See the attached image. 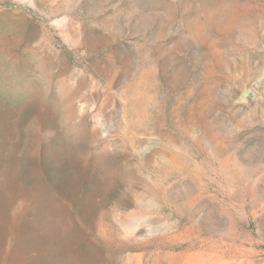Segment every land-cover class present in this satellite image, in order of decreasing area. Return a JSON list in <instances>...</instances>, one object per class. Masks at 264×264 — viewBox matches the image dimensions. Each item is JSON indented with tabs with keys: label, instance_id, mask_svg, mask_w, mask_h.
I'll return each mask as SVG.
<instances>
[{
	"label": "rangeland",
	"instance_id": "374dc122",
	"mask_svg": "<svg viewBox=\"0 0 264 264\" xmlns=\"http://www.w3.org/2000/svg\"><path fill=\"white\" fill-rule=\"evenodd\" d=\"M0 264H264V0H0Z\"/></svg>",
	"mask_w": 264,
	"mask_h": 264
}]
</instances>
